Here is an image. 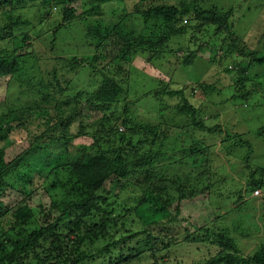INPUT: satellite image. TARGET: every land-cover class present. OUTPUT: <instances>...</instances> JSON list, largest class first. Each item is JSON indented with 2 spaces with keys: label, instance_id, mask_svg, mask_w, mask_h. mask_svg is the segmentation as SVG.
Wrapping results in <instances>:
<instances>
[{
  "label": "trees",
  "instance_id": "obj_1",
  "mask_svg": "<svg viewBox=\"0 0 264 264\" xmlns=\"http://www.w3.org/2000/svg\"><path fill=\"white\" fill-rule=\"evenodd\" d=\"M19 1L0 0V78H8L0 96V264H198L193 251L206 252L200 264H264V240L250 253L240 248L256 227L244 228L240 214L231 220L235 210L216 203L220 212L212 208L216 217L198 226L180 218L185 201L211 192L224 163L243 180L242 208L256 201L264 207V162L253 161L259 144L220 120L264 95V25L257 37L263 50L252 49L236 28L249 1L223 9L221 0H139L134 11L126 6L105 18L106 4L116 0H44L62 5L50 49L62 53L58 30L77 21L82 51L44 58L45 74L32 34L18 32L32 25L16 10ZM137 19L140 29L131 23ZM205 53L233 59L234 85L198 81L209 99L197 97L185 78L174 88L183 78L177 75ZM254 77L260 79L249 88ZM178 96L172 127L166 108ZM145 98L157 101L150 103L155 112L144 111L157 122L143 118ZM247 133L264 140V125ZM39 195L49 199L37 206L40 213Z\"/></svg>",
  "mask_w": 264,
  "mask_h": 264
},
{
  "label": "rangeland",
  "instance_id": "obj_2",
  "mask_svg": "<svg viewBox=\"0 0 264 264\" xmlns=\"http://www.w3.org/2000/svg\"><path fill=\"white\" fill-rule=\"evenodd\" d=\"M38 1L39 2L31 0H20L19 2H16L15 6L17 7L16 10L20 11L24 15V18H29L32 21L31 26L22 27L18 30V32H21V34H23L26 31L32 34L33 39L30 43L32 44L35 53L38 54V57L41 59V71L45 74L48 71L49 65H44L43 59L52 55L58 56L63 60V58L68 59L69 57L79 55V52L82 51L76 47V44L79 43L81 36L74 33L76 31L74 30L75 26L79 23L77 21L74 23L72 29L70 30L59 29L57 33L56 45L63 49V51L62 53L52 51L50 49V42L52 40L51 35L54 30H57V25L62 21V5L54 3L45 4L43 3L44 0ZM138 1L139 0H116L106 4V7L104 8L105 18L110 17L114 12H119L120 10L126 8V6L128 7L129 11H134V6ZM174 1L175 0H173V2ZM179 1L180 0H176V2ZM209 1L215 2V0H208V2ZM243 1L244 0H221V5H223V9H225V7H234V9H238V6L243 4ZM248 1V4L244 3V6L241 8V16L243 15V19L236 23V28L239 33L240 31L243 32L241 36L244 39H251V42L249 41V44L252 47L248 44L249 47H251L252 49L254 48L255 50H263V47L261 45L262 43L258 42L257 39L262 33V25H264V0ZM249 14H251V16H249ZM131 23H133L138 29L142 27V24L138 19L132 21ZM215 49L217 51V48ZM104 51V48H101L100 52L103 53ZM216 53L221 54L219 50ZM213 56L214 55H211L209 53L202 54V59L196 61V64L194 66L190 67L187 71L183 70V74L180 73L177 75H181V77L183 76V78L175 79L173 87L176 89L179 88L183 83L181 80L185 78L184 84L196 85L197 89L195 90V93L197 97L201 96L209 99V95H207L208 93L202 92L200 87L197 86L198 81L205 82L207 84H217L222 89L224 87L228 88L229 86H231V84L234 85L233 80L236 81L238 79V70L232 65L233 59L227 58L225 59V61L219 62V60H212ZM142 57L144 56L141 54L137 58V63L140 68L144 65V59ZM226 65L231 66L230 68L234 71L232 73H226L224 71V67H226ZM147 72L151 74V76L155 75V77H157V75H160L162 79L167 80V82L170 81V77L167 75V73H162L161 75L159 71L152 70L151 68H148ZM7 79L8 78H0V96L1 93L6 89ZM99 79L100 78L97 77L96 82L90 80V82L93 83V88H96L101 83ZM259 79L254 77L252 79V82L247 83V86L251 88V83H258ZM136 80L137 85L135 86L142 85V83L140 82V75L136 76ZM145 84L152 90L155 88V86L152 85V80H149ZM232 91H235V87H233L232 90H229L230 94H232ZM186 94H189V90L186 91ZM27 100L31 101V97L25 96L23 97L22 101ZM178 100L179 96L175 100H172V103L174 104L172 105V109L165 105L167 106L166 111L168 113V116H165V120L172 123V127L174 126V123L172 122L171 113L172 110H175L174 106ZM150 103L158 105L155 99L145 98L141 102V107L139 108V110H143V112L141 113H143L144 119L152 122H157L154 121V119H150V115L148 113L144 114V111L155 112L156 109L150 107ZM157 109L159 110L158 106ZM239 109L241 111V114L234 113L233 111H227L228 114L225 116L223 115L220 120L224 125H228L231 131L242 133L244 132L247 134V136L249 135L250 139H253L254 142H257L259 144L257 145L254 155L255 160L253 161L257 164H262L264 162V140H260L256 136V134L254 135L247 132L248 129H251L252 132L255 133V130H258L259 127H262L264 125V95L262 93L257 94L251 103H246L245 107ZM161 110H164V108L160 109L159 111ZM151 114L153 115L151 116V118L156 119L155 113ZM95 116H97V114H95ZM194 132L197 135V131L193 130V133ZM173 138L174 132H172L170 136V139ZM219 143L220 141H218V144ZM172 147L173 145H170L167 148L165 147L164 149L168 150ZM234 168L235 167H232L229 163H224L222 167H218L214 175V182H216L215 187L211 190V192L204 195V197H198L193 201H185L183 203V213L180 218H186L188 221L193 222L195 226H198L211 223V221L217 215L214 213L215 209H217L218 212H220V209H222L223 211L235 210L234 213H230L229 215L231 220H234V217L236 216L239 219L240 214L243 219L248 222V224H246L244 228L256 227L252 228V231H254L253 233H255L256 235L250 236L248 238L242 237L244 238V240H242L240 244V248H242L244 252L250 253L252 252L251 250L255 249L264 240V207H262L261 201H256L251 202L249 208H242V206L245 204L246 199H248V196L247 198H239L237 192L241 190V188L245 185L243 183V180H241L240 176L238 175V169ZM251 195H256V192L253 191ZM48 202L49 199L47 198V196L39 195L35 198L34 206L40 213V210L37 206L40 203H47L48 206ZM216 203L219 204L220 209H218ZM233 235L237 236V233H234ZM205 258L206 252L193 251L191 255V261H194L198 264L203 263Z\"/></svg>",
  "mask_w": 264,
  "mask_h": 264
},
{
  "label": "clouds",
  "instance_id": "obj_3",
  "mask_svg": "<svg viewBox=\"0 0 264 264\" xmlns=\"http://www.w3.org/2000/svg\"><path fill=\"white\" fill-rule=\"evenodd\" d=\"M229 67H231V66H229ZM121 129H123V128H121Z\"/></svg>",
  "mask_w": 264,
  "mask_h": 264
}]
</instances>
